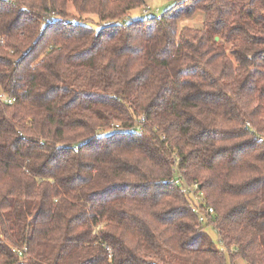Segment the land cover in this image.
<instances>
[{
	"label": "trees",
	"instance_id": "obj_1",
	"mask_svg": "<svg viewBox=\"0 0 264 264\" xmlns=\"http://www.w3.org/2000/svg\"><path fill=\"white\" fill-rule=\"evenodd\" d=\"M0 93V264H264V0H0Z\"/></svg>",
	"mask_w": 264,
	"mask_h": 264
},
{
	"label": "built area",
	"instance_id": "obj_2",
	"mask_svg": "<svg viewBox=\"0 0 264 264\" xmlns=\"http://www.w3.org/2000/svg\"><path fill=\"white\" fill-rule=\"evenodd\" d=\"M0 102L6 105H12L15 99L0 93ZM182 194H184L189 203H191L192 211L197 216L198 223L205 224L211 218L214 211L211 207L206 205L204 194L199 190L198 184L194 183L183 187Z\"/></svg>",
	"mask_w": 264,
	"mask_h": 264
},
{
	"label": "rangeland",
	"instance_id": "obj_3",
	"mask_svg": "<svg viewBox=\"0 0 264 264\" xmlns=\"http://www.w3.org/2000/svg\"><path fill=\"white\" fill-rule=\"evenodd\" d=\"M155 4L159 6V11L161 10V12L164 10L165 7H167L169 5H172L171 2L168 4L167 2H164V1H158L156 3H151L149 1L147 3V5H150L152 7L156 6ZM143 12H145V11H143ZM153 14H154V11L152 10L150 12L149 16H152ZM130 16H131L132 19L139 18V17H141V18L144 17L143 14H142V8L133 11ZM200 22H201V15L197 13L193 18H191L189 20L182 21V24H185V25H188V26H191V27H196V26H198L200 24ZM115 127H117V126H115ZM49 166H51V165L49 163H46L44 165V169L48 168ZM205 232L214 241L216 246L218 248H221V246H220V244L218 242V237H217V234H216L215 230L211 226H208V227L205 228ZM237 264H245V263L238 262Z\"/></svg>",
	"mask_w": 264,
	"mask_h": 264
}]
</instances>
